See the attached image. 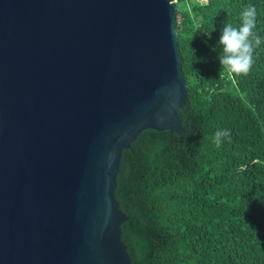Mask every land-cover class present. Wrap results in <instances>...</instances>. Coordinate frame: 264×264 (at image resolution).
Segmentation results:
<instances>
[{"label":"water","instance_id":"95a60500","mask_svg":"<svg viewBox=\"0 0 264 264\" xmlns=\"http://www.w3.org/2000/svg\"><path fill=\"white\" fill-rule=\"evenodd\" d=\"M174 0H0V264H133L116 198L147 128L186 131Z\"/></svg>","mask_w":264,"mask_h":264},{"label":"trees","instance_id":"16d2710c","mask_svg":"<svg viewBox=\"0 0 264 264\" xmlns=\"http://www.w3.org/2000/svg\"><path fill=\"white\" fill-rule=\"evenodd\" d=\"M186 131L144 129L123 151L116 198L133 264H264V0H177ZM257 9L247 75L221 67L224 24ZM218 129L230 130L219 147Z\"/></svg>","mask_w":264,"mask_h":264},{"label":"clouds","instance_id":"9594fccd","mask_svg":"<svg viewBox=\"0 0 264 264\" xmlns=\"http://www.w3.org/2000/svg\"><path fill=\"white\" fill-rule=\"evenodd\" d=\"M203 2L207 3V0ZM240 16L241 23L238 27L224 24L218 41L222 46L218 59L221 67L229 72L247 75L254 64L255 48L261 43L260 37L254 32L257 19L256 6L246 5ZM230 135V130L218 129L214 136V143L219 147L222 138H230Z\"/></svg>","mask_w":264,"mask_h":264},{"label":"built area","instance_id":"2783aa9c","mask_svg":"<svg viewBox=\"0 0 264 264\" xmlns=\"http://www.w3.org/2000/svg\"><path fill=\"white\" fill-rule=\"evenodd\" d=\"M175 2L177 1V0H174ZM203 1V0H202Z\"/></svg>","mask_w":264,"mask_h":264}]
</instances>
